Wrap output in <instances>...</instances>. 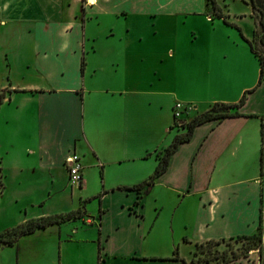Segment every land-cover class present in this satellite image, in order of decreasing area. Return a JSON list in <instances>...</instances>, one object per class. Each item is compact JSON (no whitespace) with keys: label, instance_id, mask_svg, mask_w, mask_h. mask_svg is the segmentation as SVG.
<instances>
[{"label":"crops","instance_id":"crops-1","mask_svg":"<svg viewBox=\"0 0 264 264\" xmlns=\"http://www.w3.org/2000/svg\"><path fill=\"white\" fill-rule=\"evenodd\" d=\"M221 21L206 0H0L1 180L42 193L8 228L83 210L0 246V264H182L174 251L187 261L195 242L259 225L261 253L237 264H264V79L254 87L258 59ZM246 91L237 115L197 124L154 183L131 188L185 130L174 102L200 113Z\"/></svg>","mask_w":264,"mask_h":264},{"label":"trees","instance_id":"trees-1","mask_svg":"<svg viewBox=\"0 0 264 264\" xmlns=\"http://www.w3.org/2000/svg\"><path fill=\"white\" fill-rule=\"evenodd\" d=\"M206 1H207V4L211 6L212 8L211 16L213 18L214 17L222 18V20L226 24L234 26L239 31V33L244 38V40L248 42L252 53L257 57L258 62H259V75H258L256 85L254 87L258 86L264 79V0H249V4L252 9L250 16L252 17L254 21V28L252 30L251 38L245 37L242 33L241 27L228 20L229 15L224 13L221 10L216 0H206ZM256 38H257V42L259 46H261L262 49H258L256 47V42H255ZM247 92L248 91L244 92L240 100L235 103L215 102L211 105L209 109L201 113H197L195 116H193L189 120L186 119L188 121L184 120V121H181V123L180 122L177 123L173 117V124L175 126L180 124L186 129L182 132L176 133L173 136L171 143L167 147H165L162 151L157 153L158 161H157V164L153 172L146 179L142 180L141 182L137 184L132 185L131 188L140 190L144 186H148L154 183L155 179L166 170L168 166L169 158L172 152L177 148L179 143L184 142L191 137L193 128L197 124L205 120H211V119L221 120L228 116L237 115L238 111L236 110V108L244 103ZM0 97H1V94H0ZM183 114H185V116L183 117L184 119L186 117L188 118V112H185ZM2 188L3 187H2L1 175H0V193L2 191ZM82 213H83V210L80 206L76 210L67 212L65 214H58V215H51V216H44V217L29 219L26 222L20 223L14 227L6 229L3 232H0V246L12 245L16 242L18 237H20L23 234L33 232L37 228H45L50 224L60 223L67 219L79 217ZM253 237H256L258 240V252L260 254L261 253V240H262V226L261 225L258 226V229L255 233L250 234V235H240L236 237H231L229 239H209V240L195 242L194 256L197 255L198 252H202L205 250H211L213 246L220 245L226 241H227V244H230L231 240L233 241H237L240 239L250 240ZM251 248H252V245L249 244L246 247V253L249 252ZM220 255H221L220 256L221 258L225 259L224 260L225 262L230 261L232 259H237L239 257L237 254L232 252L233 258L229 259L228 257H226L227 255L226 251L221 252ZM244 255L247 257L249 256L247 254H244ZM169 259H179L183 263H185V259L181 258L176 251H174V254L171 257H169ZM192 263L200 264L198 262L196 263L194 261V258H192Z\"/></svg>","mask_w":264,"mask_h":264},{"label":"rangeland","instance_id":"rangeland-1","mask_svg":"<svg viewBox=\"0 0 264 264\" xmlns=\"http://www.w3.org/2000/svg\"><path fill=\"white\" fill-rule=\"evenodd\" d=\"M216 2L220 6L221 10L224 13L229 15L228 20L230 22L239 25L240 27L245 29L247 32H250L254 28V21H253L252 17L249 15V11H250L249 0H216ZM210 8H211V6H210ZM211 12H212V10H211ZM239 21H241V22H239ZM221 23L224 26L229 27V25H227L223 20L221 21ZM181 24L183 25L182 28L186 29V31L188 33H190V31H193L192 28L195 29V27H196L194 25L195 22H191V21L187 20L186 18H184V20H182ZM210 24L214 25V24H216V21L215 20L213 22L210 21ZM236 31H238V30L236 29ZM190 37L193 38L194 37L193 34ZM255 42H256V47L258 49H262L261 46H259V44L257 42V38H256ZM175 103L176 102H174L173 104H175ZM185 105H189V104H185ZM189 106H190V109H189L190 113H188V118H185V119L183 118L182 120H186V119L189 120L190 118H192L193 116H195L197 114V112L193 111V107L191 105H189ZM210 107H211V105L207 109H209ZM207 109H205V110H207ZM172 115H173V107H172ZM184 116H185V114H183V117ZM188 120H186V121H188ZM78 156L80 157L79 154H78ZM80 160H81V157H80ZM1 179H2V177H1ZM1 182H2L3 188H2V191L0 193V232H3L4 229L8 228V226H10L14 222H16L18 220V218L21 216V214H22L21 207H23L26 203L30 202V200H38L42 193H40L39 191H32L31 190L32 189L31 186L33 184H35L34 182H29V181H22L21 182L19 180H16L14 182V181H9L8 179L6 180V182H4V180H1ZM41 184L44 185L46 183L42 182ZM66 184H68L67 185L68 191L73 192L74 195L80 194V192L83 190L78 185L71 184L70 180L67 181ZM57 187L63 188V183L62 182L57 183ZM22 190H26V191H24L25 196L20 198V196H22L21 195ZM29 191L34 192V193L36 192V194H37L36 197L30 196L31 194H28ZM60 192L66 194L65 191H63L62 189H60ZM19 193H20V195H19V197H17V194H19ZM28 196H30V197H28ZM50 205H51V201L44 203V208L49 209ZM57 206L59 207L60 205L57 204ZM249 244L252 245V248L250 249L249 252L246 253V247ZM194 251H195V245H194V249H193L191 255L189 256L188 260L187 261L185 260V263H182V264H195V263H192V258H194V261L196 263L198 262L200 264H237L238 261L241 262V260L247 261L248 257L245 256L244 254L249 255L252 251H253V253H255V256L257 257V255H258V240L256 237H253L250 240H245V239H240L237 241L231 240L230 244H227V241H226L220 245L213 246L211 248V250H205L202 252H198V254L195 256H194ZM223 251H226V253H227L226 257H228L229 259L233 258L232 252L237 254L239 257L237 259H232L230 261L225 262L224 261L225 259L220 257L221 256L220 254Z\"/></svg>","mask_w":264,"mask_h":264},{"label":"built area","instance_id":"built-area-1","mask_svg":"<svg viewBox=\"0 0 264 264\" xmlns=\"http://www.w3.org/2000/svg\"><path fill=\"white\" fill-rule=\"evenodd\" d=\"M95 0H82L83 4L91 5ZM190 106L185 105L181 102H176L173 106V117L177 123H181L183 118V113L189 112ZM65 165L68 170L70 183L73 185H78L80 187L82 183V171L83 165L81 163L80 157L75 152L69 153L65 158ZM264 218V209L261 213Z\"/></svg>","mask_w":264,"mask_h":264}]
</instances>
